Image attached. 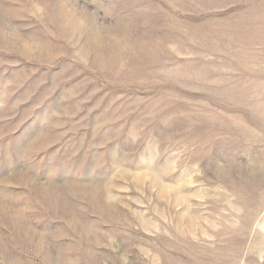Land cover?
<instances>
[{"label":"rangeland","instance_id":"rangeland-1","mask_svg":"<svg viewBox=\"0 0 264 264\" xmlns=\"http://www.w3.org/2000/svg\"><path fill=\"white\" fill-rule=\"evenodd\" d=\"M0 264H264V0H0Z\"/></svg>","mask_w":264,"mask_h":264}]
</instances>
